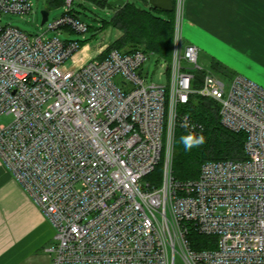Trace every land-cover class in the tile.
<instances>
[{"label":"built area","instance_id":"2783aa9c","mask_svg":"<svg viewBox=\"0 0 264 264\" xmlns=\"http://www.w3.org/2000/svg\"><path fill=\"white\" fill-rule=\"evenodd\" d=\"M74 1L48 24L61 38L4 24L35 4L0 0V119L11 117L0 123V159L54 229L51 264H264V86L200 65L182 35V0L172 59L158 58L166 83L150 79L155 53L143 48L87 60L70 38L90 28ZM193 95L246 134L244 155L181 180L176 130L206 135L188 112ZM158 166L160 181L148 179Z\"/></svg>","mask_w":264,"mask_h":264},{"label":"crops","instance_id":"0c3cea01","mask_svg":"<svg viewBox=\"0 0 264 264\" xmlns=\"http://www.w3.org/2000/svg\"><path fill=\"white\" fill-rule=\"evenodd\" d=\"M182 6L185 43L264 86V0H182ZM53 236L51 223L0 159V264H51L45 247Z\"/></svg>","mask_w":264,"mask_h":264},{"label":"trees","instance_id":"16d2710c","mask_svg":"<svg viewBox=\"0 0 264 264\" xmlns=\"http://www.w3.org/2000/svg\"><path fill=\"white\" fill-rule=\"evenodd\" d=\"M66 0H47L50 5L64 3ZM102 6H108L110 0H94ZM147 2L148 0H144ZM176 0H174V6ZM174 11H164L140 7L136 2L126 1L118 6L116 12L109 21H105L103 28L108 26L120 30L121 36L114 41L113 46L108 49L102 57L106 56L112 49L133 52L141 47L146 51L154 52L159 59L171 61L173 54L175 16ZM164 13L166 15H164ZM84 47V42L81 41ZM129 47L128 49H124ZM100 57V58H102ZM213 68L226 75H234L230 69L217 60H213ZM201 73L199 74V76ZM188 112L206 126V143L191 151H184L179 142L182 135L187 134L181 129L176 130L173 156V171L177 179L186 180L197 178L201 166L208 160H221L240 158L244 155L246 134L234 132L227 129L222 123L218 104L209 98L193 95L188 106ZM162 166L148 176V179L160 181ZM192 237L196 244L206 241L207 237L193 233Z\"/></svg>","mask_w":264,"mask_h":264},{"label":"rangeland","instance_id":"374dc122","mask_svg":"<svg viewBox=\"0 0 264 264\" xmlns=\"http://www.w3.org/2000/svg\"><path fill=\"white\" fill-rule=\"evenodd\" d=\"M33 1L35 6L31 13L24 15L14 13L3 15V23L5 24L11 22L13 26L19 27L22 30L33 34L44 33L47 37L59 35L61 38H64L63 34H59L54 30H48V24L63 15V13L68 9L66 1L53 6L50 5L47 0ZM110 1L108 6H102L94 0H75L73 6L71 7L78 14L81 20L90 26L88 32L78 33L72 31L70 36L71 39L81 40L84 42L85 45L81 54L84 55L87 60L102 57V55L113 46L114 41L121 36L120 30L115 27L108 26L105 29H102L104 22L109 21L117 10V7L110 5ZM126 1H135L140 7L146 6L144 0ZM44 8L49 10V21L42 23V10ZM164 15L166 14L164 13ZM174 16H177L176 9L174 11ZM141 47H144V45L140 46V48ZM128 48L129 47H126L124 49ZM162 63L163 62L158 63V56L156 54H151L147 62V68L150 71V79L164 84L167 82L168 77ZM199 63L205 70H214L212 57L203 49L199 52ZM10 120L11 117H4L0 119V123H9Z\"/></svg>","mask_w":264,"mask_h":264},{"label":"water","instance_id":"95a60500","mask_svg":"<svg viewBox=\"0 0 264 264\" xmlns=\"http://www.w3.org/2000/svg\"><path fill=\"white\" fill-rule=\"evenodd\" d=\"M126 0H112L110 5L113 7H118L123 5ZM149 3L155 9H160L164 11H173L174 10V0H149ZM49 18L48 9L44 8L42 10V23H45ZM67 35V34H66Z\"/></svg>","mask_w":264,"mask_h":264},{"label":"clouds","instance_id":"9594fccd","mask_svg":"<svg viewBox=\"0 0 264 264\" xmlns=\"http://www.w3.org/2000/svg\"><path fill=\"white\" fill-rule=\"evenodd\" d=\"M182 126L189 127L187 121ZM179 142L183 145L184 151L188 152L206 143V137L203 134L197 135L194 132H190L180 136Z\"/></svg>","mask_w":264,"mask_h":264}]
</instances>
